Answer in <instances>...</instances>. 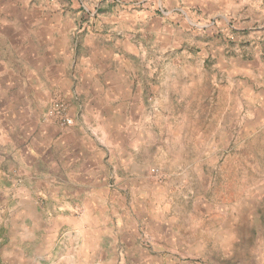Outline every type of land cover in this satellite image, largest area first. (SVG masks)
<instances>
[{
    "label": "crops",
    "instance_id": "1",
    "mask_svg": "<svg viewBox=\"0 0 264 264\" xmlns=\"http://www.w3.org/2000/svg\"><path fill=\"white\" fill-rule=\"evenodd\" d=\"M11 10L0 3V262L104 264L133 255L167 264L187 253L198 228L184 231L155 206L134 204L147 190L133 185L149 177L145 102L153 93L163 100L167 84L152 46L98 45L71 36L60 13ZM57 96L73 125L44 119Z\"/></svg>",
    "mask_w": 264,
    "mask_h": 264
},
{
    "label": "rangeland",
    "instance_id": "2",
    "mask_svg": "<svg viewBox=\"0 0 264 264\" xmlns=\"http://www.w3.org/2000/svg\"><path fill=\"white\" fill-rule=\"evenodd\" d=\"M0 3L24 16L60 13L71 36L91 35L98 45H151L167 84L159 86L163 100L153 93L145 102L149 177L132 184L147 190L134 204L155 206L184 231L198 228L188 252L167 264H264V0ZM127 256L104 264L143 262Z\"/></svg>",
    "mask_w": 264,
    "mask_h": 264
},
{
    "label": "built area",
    "instance_id": "3",
    "mask_svg": "<svg viewBox=\"0 0 264 264\" xmlns=\"http://www.w3.org/2000/svg\"><path fill=\"white\" fill-rule=\"evenodd\" d=\"M44 117L59 126H70L74 121L68 116L64 103L58 98L53 99L50 109L45 113Z\"/></svg>",
    "mask_w": 264,
    "mask_h": 264
},
{
    "label": "trees",
    "instance_id": "4",
    "mask_svg": "<svg viewBox=\"0 0 264 264\" xmlns=\"http://www.w3.org/2000/svg\"><path fill=\"white\" fill-rule=\"evenodd\" d=\"M0 264H2V263L0 262Z\"/></svg>",
    "mask_w": 264,
    "mask_h": 264
}]
</instances>
